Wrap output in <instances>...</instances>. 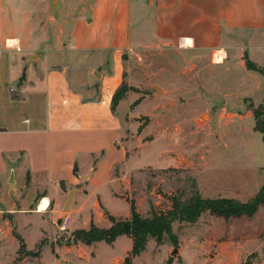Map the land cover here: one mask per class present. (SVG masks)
I'll list each match as a JSON object with an SVG mask.
<instances>
[{
    "label": "crops",
    "instance_id": "crops-1",
    "mask_svg": "<svg viewBox=\"0 0 264 264\" xmlns=\"http://www.w3.org/2000/svg\"><path fill=\"white\" fill-rule=\"evenodd\" d=\"M93 12L89 33L74 31L81 40L67 52L71 54L67 63L53 61L45 71L29 67L28 49L17 52L10 48L13 45L7 40L18 44V39L0 36V230L18 242L15 230L25 247L17 229L20 216L34 215V221L43 225L42 233L60 217L67 193L73 188L79 189L68 213L74 230L87 229L91 223L110 227L106 213L129 218L131 202L142 215L140 195L146 192L143 171L153 166L145 155L159 137L142 140L144 128L135 139H126L130 126L126 117L133 116L135 106L121 116L118 107L124 96L114 106L102 98L104 94L112 96L121 81L122 69L116 55L123 49L176 46L181 38L184 48L211 55L219 51L224 57L246 54L258 68L246 69V76L259 83L264 94V75L259 71L264 69V0H96ZM106 50L113 55L107 66L97 63L98 80L92 63L75 59L80 52L91 51L101 55V61ZM40 58L38 55L37 61ZM262 102L264 95L258 104ZM247 116L253 117L251 113ZM240 127H235L236 145ZM247 131L241 160L243 166L257 169L260 164L253 135L264 142V133L255 130L253 121ZM165 147L158 156L165 153ZM238 150L232 152L230 165H236ZM44 200L46 205L40 207ZM107 203L121 210H113ZM158 205L150 204L149 209ZM92 212L105 222L96 225ZM12 214L13 224L9 220ZM117 240L126 244L121 256L101 260L94 251L105 241L82 243L81 257L71 256L66 264H123L132 240L123 234L107 244ZM39 258L41 263L42 254ZM61 261L55 253L54 264Z\"/></svg>",
    "mask_w": 264,
    "mask_h": 264
},
{
    "label": "rangeland",
    "instance_id": "rangeland-1",
    "mask_svg": "<svg viewBox=\"0 0 264 264\" xmlns=\"http://www.w3.org/2000/svg\"><path fill=\"white\" fill-rule=\"evenodd\" d=\"M95 1L0 0V36L18 39V44L7 40L8 45L17 44L10 47L17 52L28 49L30 56L26 61L30 68L45 71L53 61L66 64L71 56L67 52L81 40L74 36V31L89 33ZM182 40L180 38L176 46L126 48L116 55L122 69L116 90L121 87L126 98L119 104L118 114L123 116L124 111L135 106L131 111L133 116L126 117L130 126L125 138L135 139L144 128L142 140L159 137L145 155L153 166L143 171L142 186L146 192L140 195L142 207L139 208L143 216L148 215L150 204L167 209L171 195L180 194L185 199L194 190L203 197H232L244 201L255 196L264 182V142L257 135H253L254 151L260 168L243 166L241 160L245 132L252 121L255 125L254 112L263 119L264 103L258 104L264 95L259 83L246 76L247 56L225 54L221 62L216 63L214 54L184 48ZM111 53L106 50L101 61V55L91 51L80 52L75 59L92 63L94 78L98 80V67L110 63ZM38 55H41L40 61H37ZM112 97L102 96L111 104ZM247 113L253 117L249 118ZM236 125L241 126L239 145L234 139ZM164 147L165 153L158 156ZM237 150L236 165H230V156ZM107 204L113 210H121L119 206ZM69 212L62 210L61 215ZM91 214L96 225L105 222L97 213ZM61 215L52 222L53 227L42 233L43 225L34 221V215L20 216L17 229L26 247L15 230L13 235L18 242L0 230V264H38L41 254L39 264H54L55 253L62 259L60 264L71 261V256L81 257L84 246L74 239L76 229L70 224L66 231H61ZM9 220L12 224L15 222L14 214ZM171 229L177 238L176 246L168 236H164L161 243L150 238L144 252L140 257H133L131 264H164L169 257L173 261L170 264H264V207H259L251 219L225 220L205 212L195 222L175 221ZM125 246L121 240L113 245L102 242L94 253L101 260L115 258L124 253ZM174 248L177 252L171 255Z\"/></svg>",
    "mask_w": 264,
    "mask_h": 264
},
{
    "label": "trees",
    "instance_id": "trees-1",
    "mask_svg": "<svg viewBox=\"0 0 264 264\" xmlns=\"http://www.w3.org/2000/svg\"><path fill=\"white\" fill-rule=\"evenodd\" d=\"M245 65L247 69H258L248 57H245ZM123 96L124 91L120 87L114 92L111 105H116ZM262 106L263 117L264 103ZM254 117L255 130L264 133V118L259 119L257 111L254 112ZM259 207H264V183L255 196L244 201L232 197H203L198 190H194L191 196L185 199L180 194L171 195L167 209L152 206L146 216L138 213L131 202L129 218H116L106 213L111 222L110 227L100 228L91 223L87 229H76L74 239L86 245L97 241H105L110 244L117 236L125 234L131 238L132 246L124 258L123 264H131L132 258L138 256L145 249L150 238L161 243L164 236H168L176 246L177 238L171 229L175 221L195 222L205 212L225 220L239 217L251 219ZM171 262L172 257H169L164 264Z\"/></svg>",
    "mask_w": 264,
    "mask_h": 264
},
{
    "label": "water",
    "instance_id": "water-1",
    "mask_svg": "<svg viewBox=\"0 0 264 264\" xmlns=\"http://www.w3.org/2000/svg\"><path fill=\"white\" fill-rule=\"evenodd\" d=\"M260 72L264 75V69H260ZM11 179H12V177H11ZM78 190H79L78 188H73L70 191H68V193H67V199H66V201L64 203L63 210H66L67 211V210L70 209L71 202L73 201V196H74V194ZM176 252H177V248H174L173 251H172V253H171V255L173 253H176Z\"/></svg>",
    "mask_w": 264,
    "mask_h": 264
},
{
    "label": "built area",
    "instance_id": "built-area-1",
    "mask_svg": "<svg viewBox=\"0 0 264 264\" xmlns=\"http://www.w3.org/2000/svg\"><path fill=\"white\" fill-rule=\"evenodd\" d=\"M15 45H13L12 47H14ZM104 103V101H102ZM71 222V218L70 215L68 213H64L61 218H60V230L61 231H66L68 229V226L70 225Z\"/></svg>",
    "mask_w": 264,
    "mask_h": 264
},
{
    "label": "bare ground",
    "instance_id": "bare-ground-1",
    "mask_svg": "<svg viewBox=\"0 0 264 264\" xmlns=\"http://www.w3.org/2000/svg\"><path fill=\"white\" fill-rule=\"evenodd\" d=\"M187 43H190V40H188V41H186ZM224 58V54H222V52H216L215 53V55H214V59L216 60V61H221L222 59ZM206 116H204V118H205ZM44 205H46V201L44 200V201H42L41 202V205H40V207H42V206H44Z\"/></svg>",
    "mask_w": 264,
    "mask_h": 264
}]
</instances>
